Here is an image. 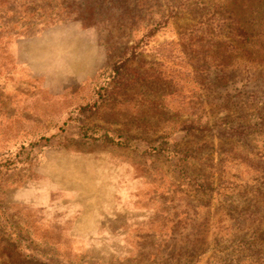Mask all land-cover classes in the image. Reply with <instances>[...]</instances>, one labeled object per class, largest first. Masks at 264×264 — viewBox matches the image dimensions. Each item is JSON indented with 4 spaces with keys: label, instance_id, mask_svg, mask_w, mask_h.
Returning a JSON list of instances; mask_svg holds the SVG:
<instances>
[{
    "label": "rangeland",
    "instance_id": "rangeland-1",
    "mask_svg": "<svg viewBox=\"0 0 264 264\" xmlns=\"http://www.w3.org/2000/svg\"><path fill=\"white\" fill-rule=\"evenodd\" d=\"M0 264H264V0H0Z\"/></svg>",
    "mask_w": 264,
    "mask_h": 264
},
{
    "label": "trees",
    "instance_id": "trees-1",
    "mask_svg": "<svg viewBox=\"0 0 264 264\" xmlns=\"http://www.w3.org/2000/svg\"><path fill=\"white\" fill-rule=\"evenodd\" d=\"M245 31H246V30H245ZM247 32H249V31H246L245 33H247ZM245 33H244V34H245Z\"/></svg>",
    "mask_w": 264,
    "mask_h": 264
}]
</instances>
